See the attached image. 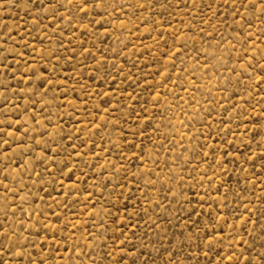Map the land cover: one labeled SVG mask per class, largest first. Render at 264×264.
Wrapping results in <instances>:
<instances>
[{"label":"rangeland","instance_id":"rangeland-1","mask_svg":"<svg viewBox=\"0 0 264 264\" xmlns=\"http://www.w3.org/2000/svg\"><path fill=\"white\" fill-rule=\"evenodd\" d=\"M0 264H264V0H0Z\"/></svg>","mask_w":264,"mask_h":264},{"label":"snow or ice","instance_id":"snow-or-ice-1","mask_svg":"<svg viewBox=\"0 0 264 264\" xmlns=\"http://www.w3.org/2000/svg\"><path fill=\"white\" fill-rule=\"evenodd\" d=\"M0 235H2V233H0ZM2 256H3V252L0 251V257H2Z\"/></svg>","mask_w":264,"mask_h":264}]
</instances>
